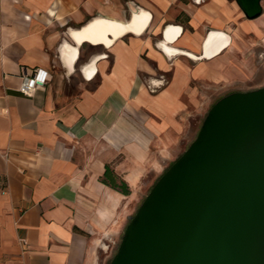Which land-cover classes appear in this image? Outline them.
<instances>
[{
  "label": "crops",
  "instance_id": "0c3cea01",
  "mask_svg": "<svg viewBox=\"0 0 264 264\" xmlns=\"http://www.w3.org/2000/svg\"><path fill=\"white\" fill-rule=\"evenodd\" d=\"M261 6L247 19L234 0H0V264H99L203 111L264 85ZM137 11L147 15L138 33L72 39L94 18ZM84 44L95 51L79 62ZM34 68L46 82L25 96ZM73 75L81 90L63 101L58 83ZM106 166L127 194L103 182Z\"/></svg>",
  "mask_w": 264,
  "mask_h": 264
},
{
  "label": "water",
  "instance_id": "95a60500",
  "mask_svg": "<svg viewBox=\"0 0 264 264\" xmlns=\"http://www.w3.org/2000/svg\"><path fill=\"white\" fill-rule=\"evenodd\" d=\"M234 1L247 19L262 13V0ZM108 264H264V85L210 106Z\"/></svg>",
  "mask_w": 264,
  "mask_h": 264
},
{
  "label": "bare ground",
  "instance_id": "6f19581e",
  "mask_svg": "<svg viewBox=\"0 0 264 264\" xmlns=\"http://www.w3.org/2000/svg\"><path fill=\"white\" fill-rule=\"evenodd\" d=\"M146 14L144 12H133L130 20L126 22H117L114 20H108L104 18H94L82 28L71 31V36L76 45H80L82 42L86 41L92 44H110L114 38H117L124 34L125 32H140L146 23ZM170 30H174V33L178 32V28H174L172 26L167 28L166 36L170 37L168 32ZM173 32V31H172ZM215 32H211L208 36V40L210 37L215 36ZM71 49V59L75 60L77 58V48L71 47L66 42L61 46V53L66 54V50ZM168 52H171L170 49L166 48ZM214 52L213 50H209L205 52V55L209 56ZM92 70L93 65L89 67L87 71V76L92 78Z\"/></svg>",
  "mask_w": 264,
  "mask_h": 264
},
{
  "label": "rangeland",
  "instance_id": "374dc122",
  "mask_svg": "<svg viewBox=\"0 0 264 264\" xmlns=\"http://www.w3.org/2000/svg\"><path fill=\"white\" fill-rule=\"evenodd\" d=\"M95 51V48L90 47L87 44H84L82 48L80 49V55H79V62H82L85 57ZM82 86V81L77 75H73L72 77H69L67 79H63L58 83V95L60 99L63 101H69L74 99L80 92ZM213 96V95H212ZM206 112L203 111L202 119L205 116ZM188 143L186 144V147L188 146ZM118 243L114 245V247L108 252V253H102L100 252L98 254L99 256V264H108L114 253L116 252Z\"/></svg>",
  "mask_w": 264,
  "mask_h": 264
},
{
  "label": "built area",
  "instance_id": "2783aa9c",
  "mask_svg": "<svg viewBox=\"0 0 264 264\" xmlns=\"http://www.w3.org/2000/svg\"><path fill=\"white\" fill-rule=\"evenodd\" d=\"M46 82V72L40 68H34L28 74H23L19 86L20 92L25 96H30L37 86Z\"/></svg>",
  "mask_w": 264,
  "mask_h": 264
},
{
  "label": "trees",
  "instance_id": "16d2710c",
  "mask_svg": "<svg viewBox=\"0 0 264 264\" xmlns=\"http://www.w3.org/2000/svg\"><path fill=\"white\" fill-rule=\"evenodd\" d=\"M103 177V182L107 183L113 188L119 189L124 194L128 193L126 184L123 181H119L108 166L105 167Z\"/></svg>",
  "mask_w": 264,
  "mask_h": 264
}]
</instances>
